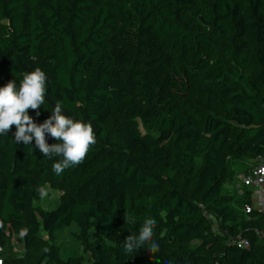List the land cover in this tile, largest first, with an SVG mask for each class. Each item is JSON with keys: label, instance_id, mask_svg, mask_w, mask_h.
<instances>
[{"label": "trees", "instance_id": "obj_1", "mask_svg": "<svg viewBox=\"0 0 264 264\" xmlns=\"http://www.w3.org/2000/svg\"><path fill=\"white\" fill-rule=\"evenodd\" d=\"M37 67L45 103L28 114L59 102L97 142L56 175L34 139L0 135L4 264H264V210L245 211L234 169L264 156V0H0V86ZM149 217L159 251L126 256ZM73 223L82 250L64 257L55 233ZM15 235L26 251L41 240L39 258L19 259Z\"/></svg>", "mask_w": 264, "mask_h": 264}, {"label": "clouds", "instance_id": "obj_2", "mask_svg": "<svg viewBox=\"0 0 264 264\" xmlns=\"http://www.w3.org/2000/svg\"><path fill=\"white\" fill-rule=\"evenodd\" d=\"M47 76L39 67L23 73L19 84L9 80L0 86V135L7 133L14 126V141L29 145L33 139L35 147L52 160L54 174L60 175L65 169L76 167L86 159L91 147L96 144V132L91 122L74 119L62 110L61 103L54 105L51 115L42 123H36L28 114L29 109L39 116L41 105L45 103ZM56 142L49 144L48 138ZM37 191L41 198L47 196V187L39 186ZM128 223L135 224V219L126 215ZM155 219L146 218L138 235L125 237L122 251L128 257L148 246L150 254L159 251V244L153 240Z\"/></svg>", "mask_w": 264, "mask_h": 264}, {"label": "rangeland", "instance_id": "obj_3", "mask_svg": "<svg viewBox=\"0 0 264 264\" xmlns=\"http://www.w3.org/2000/svg\"><path fill=\"white\" fill-rule=\"evenodd\" d=\"M234 169H235V177L237 175L236 181H238L239 180L238 172L241 169V164L239 163L236 164ZM236 181L226 184V187L229 189L230 192L234 190V184ZM58 198H59V192L48 190L47 196L42 198L39 201V204H41L46 209H52L58 203ZM251 201L254 206L256 207L258 206L256 202V196L254 194H251ZM235 203H236V198L234 199L233 204L235 205ZM239 206H242V205H239ZM239 206H238L237 212L238 214H241L239 210ZM77 231H78V228L76 227L74 223L56 231L53 242H55L60 247L61 253L64 257L77 254L80 250H82V247L75 236ZM39 235L44 239L47 238L43 230H40ZM97 236L98 235L95 232V230L91 229L90 239L94 240ZM13 240L15 244L17 257L19 259H23L26 263H30L31 261L34 262L36 259H38L39 256L41 255L42 248L44 247V244H42V241L39 240L34 244L33 247H31L30 251H26L23 248V242H22V238L20 235H15Z\"/></svg>", "mask_w": 264, "mask_h": 264}, {"label": "built area", "instance_id": "obj_4", "mask_svg": "<svg viewBox=\"0 0 264 264\" xmlns=\"http://www.w3.org/2000/svg\"><path fill=\"white\" fill-rule=\"evenodd\" d=\"M239 177L241 186L251 189V194L256 196L257 208L264 210V156H259L252 170L247 174H240ZM253 206L254 205L251 203L245 205L244 209L249 213ZM234 241L240 246H249L248 241L239 236H237ZM0 264H4L1 257Z\"/></svg>", "mask_w": 264, "mask_h": 264}]
</instances>
